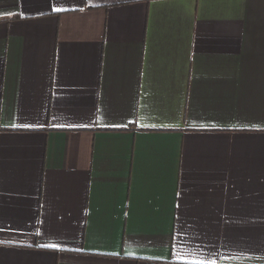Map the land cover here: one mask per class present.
I'll return each instance as SVG.
<instances>
[{
    "label": "crops",
    "instance_id": "1",
    "mask_svg": "<svg viewBox=\"0 0 264 264\" xmlns=\"http://www.w3.org/2000/svg\"><path fill=\"white\" fill-rule=\"evenodd\" d=\"M0 264H264V0H0Z\"/></svg>",
    "mask_w": 264,
    "mask_h": 264
},
{
    "label": "snow or ice",
    "instance_id": "2",
    "mask_svg": "<svg viewBox=\"0 0 264 264\" xmlns=\"http://www.w3.org/2000/svg\"><path fill=\"white\" fill-rule=\"evenodd\" d=\"M54 11H60V9H53Z\"/></svg>",
    "mask_w": 264,
    "mask_h": 264
}]
</instances>
